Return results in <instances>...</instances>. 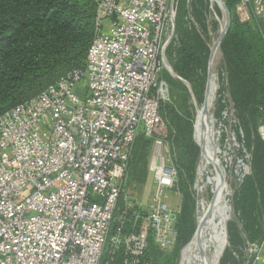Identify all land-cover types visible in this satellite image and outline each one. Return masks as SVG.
Masks as SVG:
<instances>
[{
    "label": "built area",
    "instance_id": "2783aa9c",
    "mask_svg": "<svg viewBox=\"0 0 264 264\" xmlns=\"http://www.w3.org/2000/svg\"><path fill=\"white\" fill-rule=\"evenodd\" d=\"M214 1L224 15L225 0ZM178 2L97 0L83 64L0 114V264H110L117 252L119 264H151L149 241L172 247L176 212L164 191L176 170L162 148ZM209 9L218 21L212 0ZM234 9L240 21L251 14L264 44V0H237ZM256 133L264 142V114ZM140 134L154 140L146 211L123 183ZM245 246L243 264H264V234Z\"/></svg>",
    "mask_w": 264,
    "mask_h": 264
},
{
    "label": "rangeland",
    "instance_id": "374dc122",
    "mask_svg": "<svg viewBox=\"0 0 264 264\" xmlns=\"http://www.w3.org/2000/svg\"><path fill=\"white\" fill-rule=\"evenodd\" d=\"M89 10L84 8L80 16L84 27L92 22ZM70 17L71 14L64 16V19ZM236 18L239 19L237 15ZM246 18L254 23L250 13ZM69 22L79 25L72 20ZM219 30L220 24L210 12L209 0H179L173 37L165 55L175 73L188 82L191 93L183 82L164 71L171 98L170 104L165 107V117L171 129L168 142L162 148L163 153L169 154V160L176 170L173 187L164 191L169 208L176 212V237L170 249H161L152 240L149 241L146 255L151 264H177L180 247L194 227L197 195L193 173L198 149L192 140V121L196 115L193 102L203 103L210 48L218 39ZM95 33L93 25L92 40ZM222 40L212 65L219 89L215 92L211 113L218 158L231 187L230 202L234 219L227 224L228 246L218 264H243L245 243L257 241L264 234V144L256 133L259 107L248 103L247 95L239 94L238 89L243 83L232 80L231 73L229 76V67L221 50ZM63 66L58 65L54 72L60 71ZM153 151L154 140L143 134L138 135L132 143L123 178L126 195L143 211L148 209L153 196V177L148 170ZM243 164L248 166L249 174H244ZM207 192L206 199H209L212 195L209 186ZM109 245L110 242H107L104 259L108 258ZM119 260L120 252H117L110 264H119Z\"/></svg>",
    "mask_w": 264,
    "mask_h": 264
},
{
    "label": "trees",
    "instance_id": "16d2710c",
    "mask_svg": "<svg viewBox=\"0 0 264 264\" xmlns=\"http://www.w3.org/2000/svg\"><path fill=\"white\" fill-rule=\"evenodd\" d=\"M236 2L225 0L229 26L221 50L229 76L231 73L232 80L243 83L239 94L247 95L248 103L259 107L258 123L264 114V44L251 22L236 18ZM96 6L97 0H0V114L83 64L92 42ZM84 8H90L92 21L85 27L80 20ZM60 64H64L62 69L54 72ZM194 229L195 221L180 249Z\"/></svg>",
    "mask_w": 264,
    "mask_h": 264
},
{
    "label": "bare ground",
    "instance_id": "6f19581e",
    "mask_svg": "<svg viewBox=\"0 0 264 264\" xmlns=\"http://www.w3.org/2000/svg\"><path fill=\"white\" fill-rule=\"evenodd\" d=\"M212 4L215 10L218 8L220 11L219 14L217 10L220 24L219 33H221L225 18L214 0H212ZM218 48L220 47L217 39L210 48L209 75L203 103L197 104L192 101L196 112L192 121V140L198 149V159L193 173L194 190L197 195L194 221L196 222L195 229L199 227V231L192 238L195 232L194 229L189 241L182 246L177 264H217L228 246V240L225 244L227 224L234 219L230 202L231 187L218 158L215 131L213 129L214 121L211 113L217 89L216 74L212 70V65L218 55ZM165 66L173 78L180 80L167 60ZM243 171L244 174H249L246 164H243ZM208 186L212 189V195L209 199H206Z\"/></svg>",
    "mask_w": 264,
    "mask_h": 264
},
{
    "label": "water",
    "instance_id": "95a60500",
    "mask_svg": "<svg viewBox=\"0 0 264 264\" xmlns=\"http://www.w3.org/2000/svg\"><path fill=\"white\" fill-rule=\"evenodd\" d=\"M223 10H224V15H225V24H224V28H223L222 32L219 34V37H218V42L219 43L222 40L223 36L225 35V33H226L227 29H228V26H229V14H228V11H227L226 7H224V6H223ZM210 58L211 57L209 56V59ZM208 75H209V69H208ZM178 78L185 84V86L187 87V89L191 93V89H190V86H189L188 82L185 81L184 79H182L179 76H178ZM198 231H199V227H196L195 232H194L192 238L197 234ZM225 244H227V239L225 241ZM218 263H219V261L217 262V264Z\"/></svg>",
    "mask_w": 264,
    "mask_h": 264
}]
</instances>
